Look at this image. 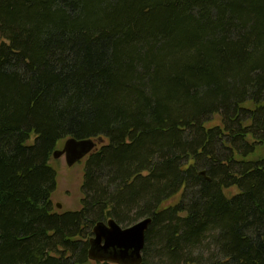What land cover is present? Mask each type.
Segmentation results:
<instances>
[{"label":"trees","instance_id":"trees-1","mask_svg":"<svg viewBox=\"0 0 264 264\" xmlns=\"http://www.w3.org/2000/svg\"><path fill=\"white\" fill-rule=\"evenodd\" d=\"M147 218L142 264H264V0H0V264H111L94 227Z\"/></svg>","mask_w":264,"mask_h":264},{"label":"water","instance_id":"water-1","mask_svg":"<svg viewBox=\"0 0 264 264\" xmlns=\"http://www.w3.org/2000/svg\"><path fill=\"white\" fill-rule=\"evenodd\" d=\"M102 142V139L98 143L93 140H68L63 149L55 153L54 158L65 156L67 166L73 167L96 151ZM152 221L151 218H147L128 228H123L114 220L97 224L93 229L90 260L111 264H142L146 234Z\"/></svg>","mask_w":264,"mask_h":264},{"label":"rangeland","instance_id":"rangeland-1","mask_svg":"<svg viewBox=\"0 0 264 264\" xmlns=\"http://www.w3.org/2000/svg\"><path fill=\"white\" fill-rule=\"evenodd\" d=\"M221 118L215 116L211 122L207 124L208 127L221 126ZM65 143V142H64ZM99 146V145H98ZM97 146V147H98ZM63 143L59 146L58 151L63 149ZM90 156V155H89ZM82 159L80 162L75 164L73 167L67 166L65 156L60 157L59 159L52 158L51 165L58 173L57 179V190L53 195V207L59 213L67 212H76L81 210L82 201L84 199L82 186H83V177H84V166L85 161L88 159ZM263 153L258 151L255 155L251 156V159H257L262 157ZM237 189H230L228 195H236ZM176 200H172L167 205L172 206L177 203ZM61 206V208H58Z\"/></svg>","mask_w":264,"mask_h":264},{"label":"flooded vegetation","instance_id":"flooded-vegetation-1","mask_svg":"<svg viewBox=\"0 0 264 264\" xmlns=\"http://www.w3.org/2000/svg\"><path fill=\"white\" fill-rule=\"evenodd\" d=\"M91 249H92V246H91ZM97 263H99V262H97ZM106 263V262H105Z\"/></svg>","mask_w":264,"mask_h":264}]
</instances>
